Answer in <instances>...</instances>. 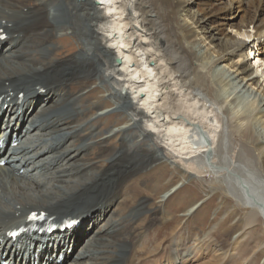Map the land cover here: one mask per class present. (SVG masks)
Wrapping results in <instances>:
<instances>
[{
    "label": "bare ground",
    "instance_id": "obj_1",
    "mask_svg": "<svg viewBox=\"0 0 264 264\" xmlns=\"http://www.w3.org/2000/svg\"><path fill=\"white\" fill-rule=\"evenodd\" d=\"M14 1L0 0V36L6 35L0 38V140H9L8 147L13 137L19 142L5 157L0 151V162L8 160L0 167V264L183 263L189 240L156 254L138 244L134 263L124 262L129 252H122L134 238L143 244L154 225L148 219L140 226L146 199L132 206L128 195L142 183L153 186L147 172L167 162L194 176L193 185L210 191L216 184L233 200V213L243 214V236L239 255L229 258L241 264L255 258L264 249V137L256 134L257 126L264 129V0H228L231 7L219 10V0H205L199 11L187 0H102L107 13L96 0ZM227 28L237 29L233 40ZM64 37L84 40L72 45L74 56H62L61 45L55 46ZM251 56L256 65L262 59L258 70ZM226 70L259 99L235 100ZM136 76L144 84H136ZM93 90L107 94L101 101H112L114 111L95 112L86 123L80 116L90 100L84 96ZM115 116L127 124L108 135ZM34 212L81 225L12 242L7 232ZM128 214L132 220L124 218ZM31 244H45V250L36 255L37 246L30 253ZM23 253L24 262L17 258ZM211 257L208 262L217 263Z\"/></svg>",
    "mask_w": 264,
    "mask_h": 264
},
{
    "label": "rangeland",
    "instance_id": "obj_2",
    "mask_svg": "<svg viewBox=\"0 0 264 264\" xmlns=\"http://www.w3.org/2000/svg\"><path fill=\"white\" fill-rule=\"evenodd\" d=\"M200 1L203 2L205 0H187V2L189 3V7H191L190 9H194L195 11H199L203 8L202 5L200 4ZM221 1H222V6H221ZM227 3L228 0H219V2L216 3L217 4L216 10H219L221 7H225V6L226 7L229 6L228 8H230L231 3L230 2H229L230 4ZM218 13L214 17H216ZM241 21H242V17L240 15L239 18L237 17L233 20V23L235 25H240ZM211 22H213V20H211ZM41 23L43 22L41 21ZM235 30L237 29H234V33H233V29L227 28L226 29L227 32L225 36L233 40V37L236 35ZM248 30L252 32L251 28H249ZM238 38L243 40V38L241 37ZM62 40L63 41L59 40L54 44L55 46H58V44L61 45L62 51L64 52H62L61 50H58L57 52H62L60 54L64 57L66 56V54L74 56L75 54L71 52L75 50L76 47L74 48L72 47V45H74L76 41H78L79 39L77 40L75 38L64 37ZM79 41L83 42L84 40L80 38ZM64 44L66 47H69L68 50L67 49L63 50ZM64 57H62V60ZM254 61L256 62V57L251 56V59L249 60V64L253 66V70H258V66L263 64L262 59H260L258 65H256V63L258 62L254 63ZM220 65L221 64H219V66ZM230 71L228 72L226 70V73L228 72L226 79V84H227L226 87L228 89H231L230 91L234 90V96L236 97L235 100L237 101L239 100V102H242L244 99H246L245 100L247 101L245 102L246 104H248L251 101H255V100L257 101L259 97L258 94L256 93V90L255 89L253 90L252 88L243 87V85L240 84L239 79H237L236 76H234L233 74H232L233 76L230 75L232 73V70ZM229 81L232 82L230 83ZM87 84L90 85L91 87L95 86L92 81L87 82ZM248 90L250 92H248ZM91 92L92 93H90V95L87 94L84 96L85 98L90 100L89 108L83 109L81 113L82 117L80 116V118L84 120L86 123H89L91 119L93 120L95 116V112L97 113L105 112L109 115V113L114 111L112 106V101L110 100L106 102L101 101V97L107 98V94L98 92V90H93ZM237 101L236 102L234 101L235 106L240 105V103H238ZM98 102H101L105 105L101 106V104ZM78 119L79 118H77V120ZM111 119L112 120L116 119V121L112 124L113 126L107 128L108 123L106 122L102 123L99 125V128H101L100 132H104L107 128V134L109 135L116 129L118 130L127 124L126 121L120 120L117 116L111 117ZM257 127L260 131L256 129V134L263 135L264 137V129L259 126ZM105 135L106 132L104 133V135L103 134L100 135L99 138H102ZM134 139L137 140L138 138L135 137ZM147 174H148L147 177L149 178V180H152L154 182V185L149 186L147 184L145 185V183H142V186L138 188L140 190H137V192L134 195L130 193L128 195L129 197L128 199H130L129 200L130 205H132L134 202L138 203V200L140 199H146L142 201L144 202L145 205L144 211L148 218L139 217L140 216L139 215L137 217V219L139 218L137 222L138 223L140 222L141 223L140 226L142 227L143 223L148 224L149 220H152L154 225L149 227L148 238L143 242V244H141L142 242L141 239L138 240L137 238H134L132 244L126 246L124 245L126 251L123 250L122 252L123 253L129 252V260L124 262L127 263L131 260V263H134L137 261V259L140 257V253L136 250V248L139 247L138 244H140V246H143L156 254L164 249L172 250L171 248L172 247L174 248L177 243L181 241H182L181 243H185V241L183 240H189L190 242L188 244V249L191 248V250L189 251L188 255L186 254L185 261L184 259H182L183 263L181 264H210L208 261L210 260V258H212L211 255L218 257V261L215 264L242 263L241 261L233 262L232 261L233 258H229V257L232 255L237 256L240 253V250L235 251V248L238 246L243 236V234L242 236L238 235L242 230L243 214L236 212L233 213L234 211L233 200H231L229 197L226 199L225 195H222L220 192L216 191L217 188L216 184L214 186L208 185L210 191L209 189H207V187H205L206 188L205 189L195 186L192 183L193 178H195L194 176L191 177L181 165L179 166L173 164L171 165V163L169 164L168 162L163 164L162 166H156L150 172H147ZM205 179H207L208 184H210V182L213 181L211 180L212 178L211 175L209 174L205 175ZM152 187L155 188V192H151ZM178 187H180L179 188L180 190L178 189L175 191V189ZM169 191H175V192L168 198V200L165 201V203L159 202V200L162 201L163 198L169 195L168 194ZM192 207L194 208L193 213H188ZM186 213H188L189 215L186 216L185 215ZM131 215L132 214H128L124 218L127 220H132ZM239 224H241V226ZM100 225L98 224L97 228ZM132 227L133 225L131 226L127 225V229L131 230ZM219 227L220 229L218 230ZM158 229L159 231H157ZM216 231L220 232V234L227 237H224L223 239H218L213 234V232ZM106 233L110 237L112 235V230H109ZM236 236L239 237L236 238ZM130 242H131L130 240H126V243H130ZM117 244L118 243H115V246H117ZM166 245H168V248ZM89 250L92 251L93 248ZM255 255H254L255 258L250 259V261L247 262L246 264H264V249L260 250Z\"/></svg>",
    "mask_w": 264,
    "mask_h": 264
}]
</instances>
